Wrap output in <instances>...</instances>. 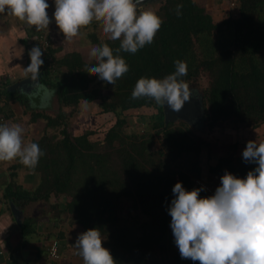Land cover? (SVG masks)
<instances>
[{"label":"trees","instance_id":"16d2710c","mask_svg":"<svg viewBox=\"0 0 264 264\" xmlns=\"http://www.w3.org/2000/svg\"><path fill=\"white\" fill-rule=\"evenodd\" d=\"M230 3L234 14L219 21L196 0H161L149 20L141 21V10L121 14L119 37L100 41L89 36L97 46L98 62H86L75 51L58 57L54 45L46 51L50 61H43L30 47L35 30H29L22 41L27 74L38 76L53 91L58 110L54 116L30 114L31 122L44 121L43 133L14 157L11 167L24 170L29 185H18L12 172L1 197L24 210L38 205L36 215L23 217L20 234L26 241L37 234L39 224L50 228L41 236L48 243L45 264H59L49 257L54 243L57 257L65 247L78 254L81 264H148L156 255L166 264H191L200 220L217 199L251 201L232 197L246 184L260 186L264 197V155L236 156L237 140L208 168L218 179L215 192L203 190L200 154L206 150L212 155L213 144L186 119L165 121L163 111L164 90L193 88L200 93L208 132L264 124V0H227L226 5ZM98 65L108 70L112 88L107 93L91 86ZM201 76L207 78L203 89L197 85ZM7 85L0 76V126L13 116V104L26 107L23 97ZM94 102L101 114H112L111 126L101 139L92 138L94 130L72 134L70 114L63 108L76 111L81 103ZM132 112L142 132L127 131ZM126 204L139 218L134 230L121 218ZM263 211L264 203L255 216L259 225ZM234 215L227 213L212 225L210 245L228 240L232 246H218L220 254L230 255L254 224ZM77 228L79 238L73 236ZM184 238L189 248L180 250L176 242ZM243 243L239 264H249ZM84 247L92 251L85 258Z\"/></svg>","mask_w":264,"mask_h":264},{"label":"crops","instance_id":"0c3cea01","mask_svg":"<svg viewBox=\"0 0 264 264\" xmlns=\"http://www.w3.org/2000/svg\"><path fill=\"white\" fill-rule=\"evenodd\" d=\"M130 10H132L130 0H0V76L5 79L8 88H12L23 97L26 105H30V100L36 103L37 96H40L39 102L45 103L48 97L45 95L48 93L45 90L42 92L43 95L30 97L28 89L21 90L20 86H14L29 77L25 65V48L22 44L29 30L37 31L39 26L51 30L59 29L52 43L56 49V55L61 57L75 51L84 61L90 62L87 61L89 55H86V52L89 54L93 51L97 52V47L91 48L96 45L91 42L89 36L95 35L98 29H104L103 25L118 26V16ZM64 40L65 43L62 42ZM19 107L21 106L17 103L13 104V116L4 126H0V264H45L47 262L45 246L48 243H44L41 236L47 234V229L43 230L42 224H39L37 234L29 240H23L20 234L21 223L16 222L11 212L12 202H5L1 197L2 190L10 181L12 172L17 173L15 180L18 185H29L24 170L12 171L11 169L15 161L14 157L22 151L16 149L14 143L18 139L10 134L11 127L15 126L13 122L17 119L16 112L21 111ZM19 139L21 141V137ZM3 152L4 154H1ZM13 206L20 212L24 210ZM33 206L31 205L32 208ZM23 217H25L24 214L20 221ZM244 241L246 246V240L238 238L234 245V250L237 248L238 254L235 257L234 251L230 253L228 260L230 264H239ZM239 244L242 246L240 247ZM60 250L59 264H70L71 259L73 260L71 264H81L78 257L72 256L73 251H68L65 247Z\"/></svg>","mask_w":264,"mask_h":264},{"label":"rangeland","instance_id":"374dc122","mask_svg":"<svg viewBox=\"0 0 264 264\" xmlns=\"http://www.w3.org/2000/svg\"><path fill=\"white\" fill-rule=\"evenodd\" d=\"M200 5L204 6L207 11L210 13L211 17L214 21H219L224 16H227L230 12L234 14V3H230L228 6L226 5L227 0H196ZM160 6V0H156L154 2L147 3L145 5H142V8L140 9L142 12L139 13V18L141 19H153L154 13L158 7ZM104 29H98L94 33L96 37L100 41L104 40L105 38H112L115 36L121 35V29L120 26L114 25V26H105L103 25ZM55 29V30H54ZM52 29V36L57 37L56 34H58L59 29L54 28ZM90 32V31H89ZM93 33V32H92ZM56 35V36H55ZM65 43V40L62 41ZM62 43V44H63ZM65 46V44H63ZM67 48V46H65ZM97 46H92L91 48H94ZM67 50V49H65ZM98 51V50H97ZM86 55H89L90 62H98V53L93 51L90 54L86 52ZM94 81L92 82L91 86L101 90L103 93H107L111 88L112 85L110 84V81L108 79V70L102 67L101 65L96 66L92 70ZM198 87L203 89L207 85V78L205 76H201L198 79L197 83ZM42 86V87H41ZM29 90L30 97H36L35 95L41 94L44 90L45 95H48L46 102L41 103L39 102L40 96H37L38 100L33 101L30 100V105H26V107H19L21 111H17V119L13 122L15 126L11 127L10 134L15 138L18 139L16 141V149L19 151L24 150L25 147H27L33 140L37 139L42 133L44 129V121L42 119H39L35 122H31V113L32 112H43L47 114H51L54 116L58 110V104L54 97V93L52 90L48 89L44 85L40 84L38 81L36 85H32L30 87H25L23 90ZM200 91V89L198 90ZM185 93L188 94V96L191 98V100H196L195 105L193 106L192 111H198L199 115L201 116L199 120H193L189 119L187 117V122L189 125L197 132L201 133L203 137L210 142L212 145V155H208V152L206 150H203L200 154V166H201V179L199 180L201 183H203L205 186H207L210 190L214 191L218 187L217 185V177L214 175H210L208 173V168L214 164L217 160L218 156H223L226 152L227 146L234 142V140H237V150H236V156L240 158H246V159H258L261 158L264 155V124L259 126L258 128H248V129H242L239 131L231 130L228 127H224L221 129L220 127H215L211 132H208L207 128L205 127V122L202 119V109L200 107V93L195 91V89L190 88L188 90H185ZM41 100V99H40ZM40 106V107H39ZM63 111L65 114H70L68 117V123L70 124V129L72 134H79L81 132H84L85 130H94L95 134L92 136V138L101 139L106 132V130L111 126L113 123V116L112 114H101L100 108L98 107L97 103H81L76 111L70 109V108H63ZM20 112H22L20 116ZM141 113H150L148 110H142ZM19 113V114H18ZM131 114V115H130ZM127 117V131L128 132H142L141 124L139 123L138 119L136 118V112L130 113ZM18 115L20 117H18ZM186 119L184 117H179L178 119ZM205 129V132L203 130ZM21 137V141L20 138ZM25 139H22V138ZM20 141V145L17 143ZM215 145V146H214ZM11 146V145H10ZM13 148V146H12ZM211 150V147H210ZM1 154H4L1 153ZM4 156V155H2ZM1 156V157H2ZM215 192V191H214ZM233 198H239V197H248L251 201H243V202H236L234 201H227V209H225L226 213L224 216L221 217L220 220H223L227 213H231V215L235 214V217H240L242 219H249L254 224L258 225L260 229L264 233V222H263V216L264 211L261 215L259 212L260 218L262 219V225H259L256 222L255 216H258V205L264 203V197L261 191L260 186H254L250 187L249 184L243 185L236 189L233 194ZM222 200V199H220ZM218 201V200H217ZM216 201V202H217ZM11 203V207H14ZM127 205V206H126ZM124 206V210L121 213V218L123 219V223L127 225L128 227H131L134 230L136 222H138V216L134 211L128 212V204ZM37 208L38 205H34L33 208L29 210L22 211L21 215L25 214H37ZM232 209V212H231ZM247 219V220H248ZM255 220V222H254ZM197 223V221H193ZM218 222V220L216 221ZM202 224V223H201ZM46 224H42L43 230L46 229ZM50 228L47 230L49 231ZM54 230V227L52 228ZM80 231L79 228L76 229L73 236L76 235L78 238L80 237ZM76 237L73 238L76 240ZM242 240L241 238H239ZM55 245V253H58L57 246ZM189 243L187 239H183L176 242V247L180 250H186L189 248ZM241 247L242 245L239 244ZM242 248H244V243ZM92 251L90 249H87L84 247L82 250V256L85 258L87 257ZM74 256V258H77L78 254L76 252H71ZM238 254V249L236 248L234 250V256L236 257ZM71 256V257H72ZM60 257H57L55 260L57 263H59ZM78 259H80L78 257ZM235 260V258L233 259ZM232 260V261H233ZM71 261H73L71 259ZM70 261V264H71ZM80 261V260H79ZM81 262V261H80ZM148 264H166L160 255L153 256L148 262ZM233 264V263H232Z\"/></svg>","mask_w":264,"mask_h":264},{"label":"built area","instance_id":"2783aa9c","mask_svg":"<svg viewBox=\"0 0 264 264\" xmlns=\"http://www.w3.org/2000/svg\"><path fill=\"white\" fill-rule=\"evenodd\" d=\"M35 44H31V48L35 50V56L40 57L43 61L49 62V57L46 56L47 48H49L54 37L52 36V30L50 28L39 29L35 31ZM3 118L0 117V121ZM203 190L211 194V190L205 186L203 183H199ZM209 211L203 215L200 220L201 230L199 236L194 238V246L191 248V264H229V253L224 251V253H218V250L222 246L227 250L231 248V243L228 240H222L220 242L221 247L210 245L212 239V225L216 221L220 220L222 216L225 215L227 209V204L225 201L217 199ZM202 223V224H201ZM55 245L52 244L49 250V257L53 260L57 258V253H55Z\"/></svg>","mask_w":264,"mask_h":264},{"label":"water","instance_id":"95a60500","mask_svg":"<svg viewBox=\"0 0 264 264\" xmlns=\"http://www.w3.org/2000/svg\"><path fill=\"white\" fill-rule=\"evenodd\" d=\"M154 1L156 0H130V5L132 10H140L142 5ZM38 81V76L34 75L20 81L14 86H20V89L23 90L29 85H36ZM162 97L165 121H175L176 117H183L181 112L187 107L184 96L172 93L169 89H166L163 91ZM11 212L16 222L20 224L21 212L14 207H11ZM245 240L248 249L249 264H264V233L260 227L256 224H252L251 227L248 226L245 229ZM254 248H256V251H254Z\"/></svg>","mask_w":264,"mask_h":264},{"label":"flooded vegetation","instance_id":"af4514ba","mask_svg":"<svg viewBox=\"0 0 264 264\" xmlns=\"http://www.w3.org/2000/svg\"><path fill=\"white\" fill-rule=\"evenodd\" d=\"M170 92H172V91H170ZM172 93L179 94V95L185 97V101L187 103L186 104L187 107L183 110V112H181L182 115H183V117L186 118V120H187V117L189 119L199 120V118L201 116L199 115L198 111H192L193 110V106L195 105L196 100H191V98L185 92H181V93H179V92H172ZM199 102H200V107H201V97L199 99ZM246 247H247V245H246ZM254 249H255L254 251H256V248H254ZM255 254H256V252H255ZM257 255H258V253H257Z\"/></svg>","mask_w":264,"mask_h":264}]
</instances>
